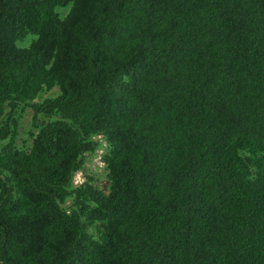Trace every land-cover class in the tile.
Wrapping results in <instances>:
<instances>
[{"label": "trees", "instance_id": "16d2710c", "mask_svg": "<svg viewBox=\"0 0 264 264\" xmlns=\"http://www.w3.org/2000/svg\"><path fill=\"white\" fill-rule=\"evenodd\" d=\"M0 264H264V0H0Z\"/></svg>", "mask_w": 264, "mask_h": 264}, {"label": "rangeland", "instance_id": "374dc122", "mask_svg": "<svg viewBox=\"0 0 264 264\" xmlns=\"http://www.w3.org/2000/svg\"><path fill=\"white\" fill-rule=\"evenodd\" d=\"M59 93L57 88H54L51 91H47L43 93L38 100H43L46 97L52 96ZM35 112L33 107L26 106L25 111L22 112V116L20 117V125H19V143L25 147L29 148L31 144L30 132L37 131V127L34 123L35 121ZM47 121L46 116L39 115V119L36 121L38 126L45 124ZM94 141L98 143V148L93 153L88 152L84 158L83 167L78 170L72 177L70 183V189L79 187L86 181H93L94 184H103L107 181L106 174V164L103 161V156L106 151H108L109 146L108 142L102 135H98L94 137ZM91 181V182H92ZM72 204V199H68L63 207H69ZM90 234L96 237V229L91 226L89 228Z\"/></svg>", "mask_w": 264, "mask_h": 264}]
</instances>
